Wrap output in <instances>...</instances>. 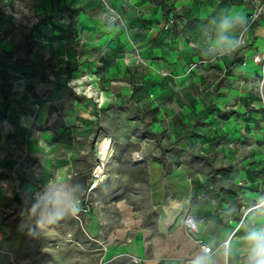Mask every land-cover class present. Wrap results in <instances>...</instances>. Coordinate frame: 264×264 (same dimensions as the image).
I'll return each mask as SVG.
<instances>
[{
  "label": "rangeland",
  "instance_id": "rangeland-1",
  "mask_svg": "<svg viewBox=\"0 0 264 264\" xmlns=\"http://www.w3.org/2000/svg\"><path fill=\"white\" fill-rule=\"evenodd\" d=\"M70 4L0 0V264H189L263 229L264 0Z\"/></svg>",
  "mask_w": 264,
  "mask_h": 264
},
{
  "label": "clouds",
  "instance_id": "clouds-1",
  "mask_svg": "<svg viewBox=\"0 0 264 264\" xmlns=\"http://www.w3.org/2000/svg\"><path fill=\"white\" fill-rule=\"evenodd\" d=\"M225 28L229 27L228 21H224ZM230 45L233 42H229ZM79 200L71 201L67 198L57 202L55 211L48 213L46 216L38 220V224H47L49 226L58 224L61 220L68 216H75L80 211ZM62 205V206H61ZM249 245V253L246 264H264V229L259 231L253 230L243 238ZM230 246L226 245L225 255H228ZM193 264H211L208 254L198 257Z\"/></svg>",
  "mask_w": 264,
  "mask_h": 264
},
{
  "label": "crops",
  "instance_id": "crops-1",
  "mask_svg": "<svg viewBox=\"0 0 264 264\" xmlns=\"http://www.w3.org/2000/svg\"><path fill=\"white\" fill-rule=\"evenodd\" d=\"M70 1L71 0H40V2H42V6H39L38 10H42V14L45 17V16H47V14H50L51 10H54L58 7H64V5H67V7L76 8L73 4H70ZM59 5H63V6H59ZM4 191H5V188H4ZM2 215H3V213L0 210V217H2ZM175 215H176V211L173 212V209L169 208L166 210V217H165V221L163 222L164 228L170 227L174 224ZM223 216H224V214L221 211L220 217L222 218ZM207 226H208L207 222L205 221V223L201 226V231H200L198 237H200V236L202 237V234L204 233ZM232 226H233V229H235L237 227V222H234ZM238 228L244 229L246 231V234L253 231V229L248 230L245 227L238 226L236 233L231 238V242H230L231 251H234V249H236V247L239 245H242V246L247 245L246 241L243 238H241V239L238 238V235H237L239 232ZM256 228H258L260 230V226L256 227ZM220 238H221V236H215L212 240L209 238L203 239V240H206L208 242L207 244L210 243L209 245L213 246V248L215 249V253L208 257L211 261V264H226V261H227V255H225L226 246L224 245V240H221ZM232 246H233V248H232ZM201 254H202V250L200 247L199 254L197 256H199ZM197 256H195V257H197Z\"/></svg>",
  "mask_w": 264,
  "mask_h": 264
},
{
  "label": "built area",
  "instance_id": "built-area-1",
  "mask_svg": "<svg viewBox=\"0 0 264 264\" xmlns=\"http://www.w3.org/2000/svg\"><path fill=\"white\" fill-rule=\"evenodd\" d=\"M260 13H261V10H260ZM256 61H260V57H256L255 58ZM243 221L244 219L240 222V226L243 224ZM205 223V220L203 217L201 216H197L195 214H192V213H189V214H186L185 216V225L187 227V230L190 234L192 235H196L198 236L200 231H201V226ZM237 225V227L239 226ZM237 227L234 229V231L231 233V235L229 236V238H227L225 241H224V245H228L230 246V242H231V238L232 236L236 233L237 231ZM201 250H202V254L195 257L193 260H191L189 262V264H193V261L196 260L198 257H201L203 255H205V253L208 254V257L212 254L215 253V249L213 248V246L207 244V243H201Z\"/></svg>",
  "mask_w": 264,
  "mask_h": 264
},
{
  "label": "bare ground",
  "instance_id": "bare-ground-1",
  "mask_svg": "<svg viewBox=\"0 0 264 264\" xmlns=\"http://www.w3.org/2000/svg\"><path fill=\"white\" fill-rule=\"evenodd\" d=\"M102 144H103V150L105 151V152H104V155H103V158H104V159H107L108 156H109V154H108V152H107V149H109V148H108V146H107L106 144H104V142H103ZM0 190H1V192H3V191H4V188L1 187ZM263 229H264V228H263ZM240 236H242V235H240Z\"/></svg>",
  "mask_w": 264,
  "mask_h": 264
},
{
  "label": "trees",
  "instance_id": "trees-1",
  "mask_svg": "<svg viewBox=\"0 0 264 264\" xmlns=\"http://www.w3.org/2000/svg\"><path fill=\"white\" fill-rule=\"evenodd\" d=\"M67 9L72 11V12H77V11L81 10V8H71V7H67ZM165 15H167V12H165Z\"/></svg>",
  "mask_w": 264,
  "mask_h": 264
},
{
  "label": "water",
  "instance_id": "water-1",
  "mask_svg": "<svg viewBox=\"0 0 264 264\" xmlns=\"http://www.w3.org/2000/svg\"><path fill=\"white\" fill-rule=\"evenodd\" d=\"M97 157L99 158V156H97ZM194 236H195V237H198V236H196L195 234H194Z\"/></svg>",
  "mask_w": 264,
  "mask_h": 264
}]
</instances>
